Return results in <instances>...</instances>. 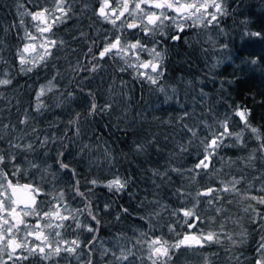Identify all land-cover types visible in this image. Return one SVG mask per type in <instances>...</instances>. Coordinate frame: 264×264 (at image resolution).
<instances>
[{"label":"snow or ice","instance_id":"1","mask_svg":"<svg viewBox=\"0 0 264 264\" xmlns=\"http://www.w3.org/2000/svg\"><path fill=\"white\" fill-rule=\"evenodd\" d=\"M14 2L17 20L4 29L23 31L14 66L45 82L26 107L18 98L13 102L5 93L14 80L10 62L0 55V264H177L181 256V264H264V125L252 123L246 104H226L218 113L203 89L197 103L204 111L181 104L172 134L174 150L162 164L147 168L151 189L143 197L130 191L137 177L120 170L128 154H115L94 131L86 139L94 122L120 112L116 125L110 120L104 125L118 127L126 116L122 104L130 96L124 74L166 93L161 81L168 42L181 40L189 28H218L229 15L227 0H37L32 8V0ZM89 11L91 17L86 16ZM25 18H30L27 23ZM74 18L90 20L87 27L94 34L78 29L70 40L58 35V28ZM97 22L111 28H96ZM243 35L264 40V31L245 30ZM207 42L216 47L211 35ZM61 58L66 66L53 62ZM261 59L242 63L255 66ZM49 70L51 75L40 76ZM186 83L192 85L191 80ZM53 109L63 111L42 130L37 118ZM135 123L133 118L130 124ZM150 147L164 152L155 136L133 141L130 151L144 155ZM224 149L238 154L222 155ZM186 155L194 156V162L178 166L175 161ZM80 163L87 165L86 172L79 170ZM173 175L180 178L179 186L171 187ZM98 188L110 194L102 204ZM165 188L179 206L165 202ZM122 194L135 201L139 212L134 218L141 224L131 236L117 231L104 239L106 223H122L123 217L134 215L111 198ZM254 233L258 239L252 254L239 251ZM213 246L220 251H204Z\"/></svg>","mask_w":264,"mask_h":264},{"label":"trees","instance_id":"2","mask_svg":"<svg viewBox=\"0 0 264 264\" xmlns=\"http://www.w3.org/2000/svg\"><path fill=\"white\" fill-rule=\"evenodd\" d=\"M36 2L37 0H32V5H28V7L32 8ZM227 6L229 15L221 19L218 28L209 30L189 28L182 34L181 40L168 42L170 48L165 58L166 75L161 81L166 88V93L159 92L155 86L135 80L132 75L124 74L123 79L128 82L130 99L127 105L122 104V107L126 106L128 109L123 121L119 123L118 127H104L109 120L113 125L117 124L115 117L121 113L116 112L109 120L100 119L98 122H94L87 134L86 139L91 137L94 131L112 146L115 154L119 155L120 152L128 154V159L122 160L119 167L121 172L126 170L128 174L137 177L136 184L130 191L138 197H143L151 189L148 179L150 173L147 172V168L162 164L166 158L165 154L174 150L175 142L172 139V134L175 132V117L181 112V104L189 108L195 106L197 112L204 111L203 105L197 103L200 101L198 93L201 89L208 93V102L209 104L215 103L218 113L225 111L226 104L243 103L252 109V116L250 117L252 123L264 125V40L243 35L245 30L264 31V0H227ZM80 7L79 4L74 6L77 14L80 12ZM15 11L14 0H0V42H2L0 55L10 62L8 67L14 77L13 85L5 89V93L13 102L17 98L20 99L21 104L26 107L31 94L40 83L45 81L43 79L38 80L35 73L27 75L19 73L14 66L16 63L15 49L17 46H22L19 37L23 36V31L16 28L9 31H4V29H8L9 25L17 20ZM86 16L91 17V11ZM29 19L25 18L26 23ZM92 19L94 20L95 17ZM243 20L248 21L246 26L240 23ZM89 23L91 21L86 18L81 20L74 18L66 26L61 25L57 32L66 40H70L71 35L78 34V29H83L91 35L94 33L92 29L87 27ZM95 27L109 29L111 25L97 22ZM219 28H223V34L220 33ZM209 35L216 42V47H213L211 42H207ZM221 44H227L228 48L221 49L219 47ZM71 46L77 47L78 44L73 43ZM201 48H205L207 51H201ZM57 55L63 57L64 53H57ZM257 57L262 58L258 65L242 63V61ZM53 62L57 63L58 66H66L62 58ZM217 62L218 66L212 68L211 66ZM45 75H51V71L40 73L41 77ZM189 80L192 81L191 86L186 83ZM222 84L223 88L221 87ZM92 86L95 87L96 83H93ZM71 87L69 85V88ZM173 88L176 89L175 92ZM72 106L75 107L76 105L73 104ZM62 111L63 109H53L51 112H46L43 117H38L40 128L48 130L47 122L55 119V116ZM133 118L136 121L134 125L130 124ZM169 119L173 121L172 124L163 123ZM153 136L156 137L159 147L164 150L163 153H157L151 147L144 155H137L130 151L133 141L144 142ZM165 136L169 137L167 143L164 140ZM175 139L177 141L182 140L180 136H176ZM221 154L234 157L238 153L234 149H224ZM193 162L194 156L188 155L183 160L175 161L178 166L182 164L184 167L190 166ZM77 166L82 173L86 172V164L80 163ZM21 182L26 181L22 179ZM180 182V178L173 175L171 187L179 186ZM96 195L101 204L110 198V194L104 188H98ZM161 196L165 202L172 204L173 207L179 206L178 202L171 197L168 188L163 190ZM111 198L117 201V207L119 205L130 207V211L134 215L123 217L122 223L115 221H112L111 224L106 223L101 232L102 238L110 240L112 234L117 231H124L131 236L133 234L132 229L141 224L138 219L134 218L135 214L139 212L135 201L130 200L127 194ZM150 210V207L145 209V211ZM233 210L237 211L235 208ZM106 219L111 220V217ZM246 226L250 229L253 227L247 224ZM230 227L234 228V226ZM256 239H258V234L254 233L248 244L239 251L251 255L255 248ZM204 251L216 252L220 249L218 246H213ZM223 255L221 251V256ZM184 258L185 256H181L177 264H181ZM32 264H40V262L34 260ZM61 264H64V261H61ZM192 264H195V260L192 261Z\"/></svg>","mask_w":264,"mask_h":264}]
</instances>
